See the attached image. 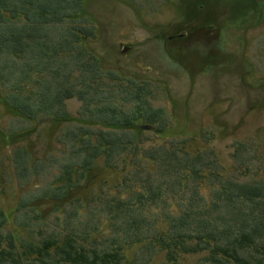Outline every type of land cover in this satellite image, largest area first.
<instances>
[{
    "label": "trees",
    "instance_id": "16d2710c",
    "mask_svg": "<svg viewBox=\"0 0 264 264\" xmlns=\"http://www.w3.org/2000/svg\"><path fill=\"white\" fill-rule=\"evenodd\" d=\"M83 8V0H0V97L21 117L63 121L69 119L67 100L103 103L96 102L99 93L86 91L97 90L102 79L96 73L88 83L90 74L70 81L75 71L92 69L85 56L95 58L81 45L89 37L82 33ZM34 75L41 79L33 82ZM107 79L116 81L113 74ZM136 89L142 105L147 87ZM93 107L96 114L87 115L85 126L66 131L75 150L60 164L57 185L37 194V201L56 203V214L22 197L12 214L15 233L8 226L12 215L0 208V264H126L125 252L136 245L129 264L149 263L161 251L175 264L183 254L203 255L194 264H264L263 153L236 144L232 158L239 166L231 177L213 151L192 154L186 140L142 148L144 127L136 120L157 123L159 111ZM165 129L161 124L150 131L161 136ZM100 156L121 174L115 190L103 189V182L88 197L73 195L88 189V183L80 187L83 173L72 181L73 171L91 170ZM29 159L25 148L16 150L17 164Z\"/></svg>",
    "mask_w": 264,
    "mask_h": 264
},
{
    "label": "rangeland",
    "instance_id": "374dc122",
    "mask_svg": "<svg viewBox=\"0 0 264 264\" xmlns=\"http://www.w3.org/2000/svg\"><path fill=\"white\" fill-rule=\"evenodd\" d=\"M83 4L82 33L89 37L81 45L95 58L85 56L92 69L75 71L70 81L90 74L88 83L96 73L102 79L97 90L86 91L99 93L96 102L103 103L85 106L73 98L66 101L69 119L45 118L39 124L21 117L0 97V208L6 216L14 213L22 197H32L33 204L56 214V203L37 201V194L57 185L60 164L75 150L66 131L85 126L87 115L96 112L93 106L113 104L130 113L146 105L159 111L157 123L140 116L136 120L144 127L138 133L142 148H171L173 142L186 140L192 154L213 151L221 171L231 177L239 166L232 158L236 144L252 145L254 152L264 154V0H83ZM110 74L116 81L107 79ZM35 78L39 76L34 75L33 82ZM143 83L148 93L138 105L136 88ZM32 87L34 83L28 90ZM126 87L129 95L123 93ZM161 124L167 128L161 136L150 131ZM19 148L30 155L23 165L16 161ZM79 173L84 174L81 180ZM120 177L100 156L91 170L73 171L72 181L79 180L80 187L88 183V189L73 195L88 197L103 182V189L114 191ZM13 215L8 226L16 233ZM104 230L105 226V236ZM136 253L137 245L125 252L126 264ZM202 256L183 254L176 264H194ZM146 264L175 263L161 251Z\"/></svg>",
    "mask_w": 264,
    "mask_h": 264
}]
</instances>
